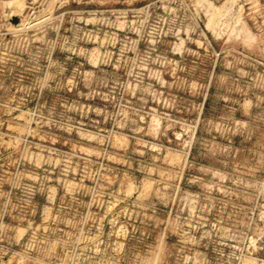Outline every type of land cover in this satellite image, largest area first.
<instances>
[{"label":"rangeland","instance_id":"374dc122","mask_svg":"<svg viewBox=\"0 0 264 264\" xmlns=\"http://www.w3.org/2000/svg\"><path fill=\"white\" fill-rule=\"evenodd\" d=\"M0 264H264V0H0Z\"/></svg>","mask_w":264,"mask_h":264}]
</instances>
